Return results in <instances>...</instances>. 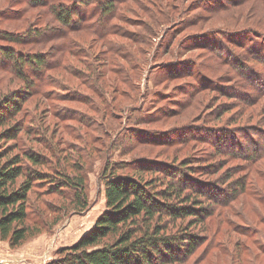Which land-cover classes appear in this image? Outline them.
<instances>
[{
    "label": "rangeland",
    "instance_id": "374dc122",
    "mask_svg": "<svg viewBox=\"0 0 264 264\" xmlns=\"http://www.w3.org/2000/svg\"><path fill=\"white\" fill-rule=\"evenodd\" d=\"M34 1L0 0V52L44 61L0 53V106L13 105L0 152L84 162L91 209L23 246L0 240V264H43L76 244L105 210L107 163L134 176L137 161L187 163L202 187L233 194L201 199L205 238L183 264H264V159H250L264 142V0H118L112 15L102 0ZM60 6L80 9L69 26ZM218 128L240 131L233 149L211 143ZM47 189L29 198L42 231L73 211Z\"/></svg>",
    "mask_w": 264,
    "mask_h": 264
},
{
    "label": "trees",
    "instance_id": "16d2710c",
    "mask_svg": "<svg viewBox=\"0 0 264 264\" xmlns=\"http://www.w3.org/2000/svg\"><path fill=\"white\" fill-rule=\"evenodd\" d=\"M47 1L51 3L53 0H36L34 3L46 5ZM102 1H105L103 13L112 15L118 0ZM77 13H80L78 8L73 11L64 6L57 8L59 18L67 26L72 19H76ZM6 37L12 41L17 39L9 34ZM1 50L5 62L15 61L25 67L44 63L41 56L19 58V54L11 48ZM10 101L3 105L4 108L0 106V127L13 115ZM215 132L217 135L211 137L216 140L211 143L218 149L224 143L226 147L233 149L231 140H239L240 131L218 128ZM7 138H10L9 134ZM252 144H255L256 152L250 159L254 155L259 160L264 159V142L252 140ZM251 151L253 149L241 153L249 155ZM56 154L59 161L61 156L57 151ZM9 155L8 152H0L1 241H8L13 248L23 246L31 237L44 232L51 233L53 226L67 217L84 214L91 209L84 162H50L47 156L33 150L27 151L23 156L27 162H23L17 155ZM182 164L176 166L148 161L131 162L135 175L130 176L119 173L127 167L120 168L118 164L107 163L101 178L105 183V210L93 228L76 244L59 248L55 257L44 264L188 262L205 238L202 234L206 227L202 222L204 210L200 208L201 199L205 197L210 202L224 204L225 195L230 197L233 194L216 187H202L203 183L195 175L193 166ZM44 184L48 186L45 194L53 193L68 199L73 209L64 219L56 217L46 231H42L43 226L38 220H29L36 215L29 211L30 195L36 185ZM186 220L191 225L183 226Z\"/></svg>",
    "mask_w": 264,
    "mask_h": 264
},
{
    "label": "built area",
    "instance_id": "2783aa9c",
    "mask_svg": "<svg viewBox=\"0 0 264 264\" xmlns=\"http://www.w3.org/2000/svg\"><path fill=\"white\" fill-rule=\"evenodd\" d=\"M50 258V257H49ZM48 259V258H47ZM47 259L45 260V263H46V261H47ZM4 262V264H9V262L8 261H6V260H4V261H2V263ZM44 264V263H43Z\"/></svg>",
    "mask_w": 264,
    "mask_h": 264
},
{
    "label": "crops",
    "instance_id": "0c3cea01",
    "mask_svg": "<svg viewBox=\"0 0 264 264\" xmlns=\"http://www.w3.org/2000/svg\"><path fill=\"white\" fill-rule=\"evenodd\" d=\"M8 261V260H7ZM16 261V260H15ZM17 261L19 262V259H17ZM9 262V261H8ZM41 264V263H40Z\"/></svg>",
    "mask_w": 264,
    "mask_h": 264
}]
</instances>
